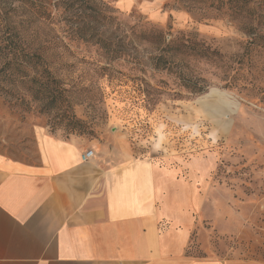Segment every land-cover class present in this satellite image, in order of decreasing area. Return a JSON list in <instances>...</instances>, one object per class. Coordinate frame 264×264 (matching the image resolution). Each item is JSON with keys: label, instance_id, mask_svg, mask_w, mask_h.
Listing matches in <instances>:
<instances>
[{"label": "rangeland", "instance_id": "1", "mask_svg": "<svg viewBox=\"0 0 264 264\" xmlns=\"http://www.w3.org/2000/svg\"><path fill=\"white\" fill-rule=\"evenodd\" d=\"M46 134L194 170L215 207L187 255L264 264V0H0V155Z\"/></svg>", "mask_w": 264, "mask_h": 264}, {"label": "crops", "instance_id": "2", "mask_svg": "<svg viewBox=\"0 0 264 264\" xmlns=\"http://www.w3.org/2000/svg\"><path fill=\"white\" fill-rule=\"evenodd\" d=\"M38 149L36 164L0 155V264H261L187 255L215 207L194 170L109 161L81 137L46 134Z\"/></svg>", "mask_w": 264, "mask_h": 264}, {"label": "trees", "instance_id": "3", "mask_svg": "<svg viewBox=\"0 0 264 264\" xmlns=\"http://www.w3.org/2000/svg\"><path fill=\"white\" fill-rule=\"evenodd\" d=\"M28 2V0H25ZM35 4V5H34ZM32 6H37L40 8V10H43V7H41L40 4H36V2L31 3ZM42 11H40L41 13ZM43 14V13H42ZM6 22V21H5ZM4 37L3 40V46L1 48L2 53L6 56H11V61H21V64L23 63H39L42 61V56L37 53H30L28 52L24 47L21 45H18L16 41L14 40L15 35L11 33L10 29L6 28L4 31Z\"/></svg>", "mask_w": 264, "mask_h": 264}, {"label": "built area", "instance_id": "4", "mask_svg": "<svg viewBox=\"0 0 264 264\" xmlns=\"http://www.w3.org/2000/svg\"><path fill=\"white\" fill-rule=\"evenodd\" d=\"M94 157H95V152L93 150H89L82 155V160L86 162L89 161L90 159H93Z\"/></svg>", "mask_w": 264, "mask_h": 264}]
</instances>
